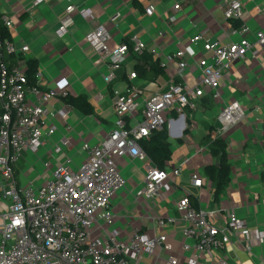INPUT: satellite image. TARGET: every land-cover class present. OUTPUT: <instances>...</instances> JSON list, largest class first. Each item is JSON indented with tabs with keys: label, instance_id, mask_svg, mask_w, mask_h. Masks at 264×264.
<instances>
[{
	"label": "crops",
	"instance_id": "obj_1",
	"mask_svg": "<svg viewBox=\"0 0 264 264\" xmlns=\"http://www.w3.org/2000/svg\"><path fill=\"white\" fill-rule=\"evenodd\" d=\"M177 1L181 8L173 12L171 7ZM74 2L77 7L89 9L91 14L84 17L74 13V23L68 33L58 36L56 29L70 3L68 0H41L38 3L35 0H0V27L3 36L15 49L14 53L6 55L8 63L25 72L28 62L35 60L41 73L35 79L39 89L83 95L93 107L92 114L69 107L66 115H61L64 98L51 99L48 109L55 113V132L51 135L43 132V145L35 152L23 151L14 166L18 186L23 189L43 183L55 166L64 163L66 158H71L73 169L82 164L85 158L82 144L99 143L114 127L113 100L116 92H122L128 86L134 87L136 98L142 104L148 95L164 90L172 78L189 87L201 86V71L196 60L206 53L202 41L191 43L190 38L205 27L210 28L206 33L207 41L223 44L239 39L240 35L233 32L236 23H245L249 27L252 43L256 40L257 31L264 32V0H241L242 16L236 21L224 17L223 0ZM149 2L155 7L152 15L145 12ZM117 12L120 17L111 21L110 16ZM3 17L10 20L9 26L3 24ZM100 24L111 34V45L128 43L133 34H138L147 44L145 53L159 59L160 63L167 61L164 72L158 76L146 73L143 77L136 75L130 79L129 74L138 62L137 56L130 52L125 63L114 71L112 80L106 83L103 75L108 71L107 65L85 39L86 33ZM24 46H27V51L21 52ZM179 49H187L188 67L183 71L178 70V59L173 55ZM168 56H171L170 60ZM202 87L204 92L197 99L196 109L185 108L183 115L174 110L162 113L171 148V158L166 167L185 161L180 174L171 175L167 180L166 198L151 204L141 197L138 191L145 174L143 162L124 156L117 158L116 162L125 178V185L110 200L114 217L112 225L119 231L121 239H127L134 230L150 235L164 234L172 246L170 253L178 258L180 264L185 263L189 254L183 252V242L193 243L183 235L188 222L183 218L184 212L175 206L185 195L190 201H195V208L215 210V221L219 226L224 224L226 212L233 210L249 226L264 233V45L255 42L243 60L222 72L215 87ZM234 100L243 106L245 118L221 134L227 146L230 172L226 187L214 200L212 182L205 175L204 168L217 160L209 152L206 137L219 136L218 112ZM64 136L69 137L70 143L58 154L53 149ZM45 162L49 163L48 166L44 165ZM193 172L202 179L199 187L191 183ZM6 208L7 201L0 191V212ZM157 217H163V226L156 224ZM97 224L93 235L102 237L104 233L99 231L100 224ZM168 254L165 250L155 252V255L144 257L141 264H165ZM220 255L228 264H264V239L248 250L245 236L233 235L231 244L222 249ZM199 261L218 264L204 256Z\"/></svg>",
	"mask_w": 264,
	"mask_h": 264
},
{
	"label": "built area",
	"instance_id": "obj_2",
	"mask_svg": "<svg viewBox=\"0 0 264 264\" xmlns=\"http://www.w3.org/2000/svg\"><path fill=\"white\" fill-rule=\"evenodd\" d=\"M40 1L35 0L36 3ZM68 1L70 3L56 29L58 36L68 33L74 23V13L84 17L91 14L89 9L77 7L74 0ZM223 3L227 20L241 19V0H223ZM180 8L179 1L171 7L173 12ZM145 12L152 15L154 5L147 3ZM119 17L117 12L110 16V20L115 21ZM2 22L5 26L10 25L7 17H3ZM208 31L210 28L205 27L190 38L191 43L202 41L206 53L196 60L201 71V86L189 87L172 78L164 90L148 95L142 104L136 98L134 87L128 86L124 91L116 92L113 100L114 127L99 143L82 144L85 152L82 164L73 169L71 158H66L64 163L55 166L43 183L23 189L18 186L14 166L23 151L35 152L43 145V132L47 135L55 132V113L49 111L48 104L55 97L64 98L67 91L41 90L36 82H28L24 71L10 65L6 55L14 53L15 49L3 36L0 27V191L7 201V208L0 212V264H141L144 257L161 250L169 253L165 264H180L178 258L170 253L172 246L164 234L150 235L134 230L127 239H121L119 231L112 225L114 217L110 200L125 185V178L116 162L117 158L124 156L143 162L145 174L138 194L151 204L166 198L167 180L171 175L180 174L185 161L158 168L142 150L139 140L148 137L153 130L162 129L164 111L174 110L183 115L185 108L196 109L197 99L204 92L202 86L215 87L222 72L243 60L255 42L264 45V32L257 31L256 40L252 43L245 23L234 26L233 32L240 37L230 43L207 41ZM85 39L107 65L108 71L103 75L106 83L125 63L128 53L140 55L148 49L138 34L130 37V45L127 42L111 45V34L101 24L86 33ZM20 51L26 52L27 46ZM186 53L187 49H179L173 54L178 59L179 71L188 67ZM170 57L167 58L170 60ZM166 62H161V65L165 67ZM40 75L37 70L35 79ZM135 77V72L131 71L129 78ZM69 107L65 103L61 115H66ZM217 118L220 122L218 134L221 135L245 118L243 106L236 100L231 101L220 109ZM69 143V137L64 136L53 150L60 154ZM48 164L44 163L45 166ZM190 179L194 186L202 185L199 174L193 172ZM175 206L184 212L183 218L188 222L183 228L185 239L193 240L192 244L186 241L182 244L183 252L189 253L184 264H208L199 261L201 256L218 264H228L220 251L231 244V236L244 235L248 250L264 239L262 230L249 226L233 210L226 212L225 222L219 226L215 221V210L193 207L186 195ZM97 223L100 224L99 231L104 233L102 237L93 235ZM164 223L163 217L156 218L158 226Z\"/></svg>",
	"mask_w": 264,
	"mask_h": 264
},
{
	"label": "trees",
	"instance_id": "obj_3",
	"mask_svg": "<svg viewBox=\"0 0 264 264\" xmlns=\"http://www.w3.org/2000/svg\"><path fill=\"white\" fill-rule=\"evenodd\" d=\"M239 24L236 23L235 26ZM130 45V42H128ZM134 54V53H133ZM137 64L134 72L138 76H145L146 73L158 76L164 72V67L159 59H153L151 54L143 52L137 55ZM37 71V63L35 60L28 62V68L25 71L28 82H35V73ZM64 102L70 107H77L87 114L93 113V107L83 95L72 96L66 95ZM210 154L217 160L216 163L209 164L204 168V173L212 182L214 200H217L229 181L230 164L228 162L227 146L221 135L210 138L206 137ZM139 145L153 164L158 168H165L166 162L171 158L170 142L168 141V133L166 126L163 125L160 130L151 131L148 137H142ZM194 207L195 201L191 200Z\"/></svg>",
	"mask_w": 264,
	"mask_h": 264
},
{
	"label": "rangeland",
	"instance_id": "obj_4",
	"mask_svg": "<svg viewBox=\"0 0 264 264\" xmlns=\"http://www.w3.org/2000/svg\"><path fill=\"white\" fill-rule=\"evenodd\" d=\"M138 119L140 118V116L137 117ZM56 123V122H55ZM28 153H30L29 151H27Z\"/></svg>",
	"mask_w": 264,
	"mask_h": 264
}]
</instances>
